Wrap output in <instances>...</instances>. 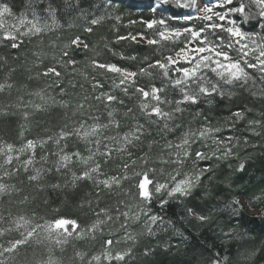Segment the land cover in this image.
<instances>
[{
  "label": "trees",
  "instance_id": "1",
  "mask_svg": "<svg viewBox=\"0 0 264 264\" xmlns=\"http://www.w3.org/2000/svg\"><path fill=\"white\" fill-rule=\"evenodd\" d=\"M141 2L146 0H111V4L108 0H0V6L9 8L0 16V184L7 186V191L0 193V264H264V72L248 66L257 64L259 53H250L247 64L241 62L247 73L244 80L226 84L211 71L203 73L223 95L213 93L196 104L181 105L183 111L174 113L167 128L163 120L152 123L141 114L133 88L125 95L121 88L113 87L114 82L119 83L117 74L94 68L91 63L95 60L139 72L168 55L175 56L184 47V37L175 43L161 40L141 23L142 19L160 18L159 12L154 17L151 11L135 7ZM248 2L233 0L226 7ZM49 4L56 10L55 23L48 17L45 30L30 31L27 21L35 22L31 9L46 15L43 10ZM165 7L197 15L193 9L181 10L174 4ZM82 10L86 15H81ZM259 10L260 6L254 5L253 18L248 21L247 7L244 13L231 14L230 19L242 25V31L252 33L251 25H255L254 33L264 35L260 27L264 18ZM99 17L103 19L98 24L90 23ZM168 23L199 28L206 22ZM87 27L92 31L86 32ZM139 33L146 39L117 40ZM77 36L88 48L70 46L69 55L64 56V46ZM147 39L159 43L148 45ZM249 47L255 48V44ZM225 50L234 59L239 55L235 50ZM69 59L75 63H60ZM177 66L190 65L181 62ZM48 67H55L61 76L43 75ZM169 77L174 78L171 71ZM96 82L101 86L94 89ZM136 83L148 90L152 85L165 87L168 81L163 76L153 79L144 75L138 76ZM170 89L168 84L161 95L173 101L180 99V93ZM101 92H110L118 100L106 107L96 100ZM162 107L174 112L175 104ZM109 111L119 127L105 129L104 137L122 138L137 123L144 126L139 140L124 144L119 151V144L104 141L113 149L110 157L106 159L99 153L93 157L101 165L100 179L125 175L127 179L110 189L97 186L94 180L73 183L72 174L79 176L86 166L74 159L67 168L57 171L55 161L59 157L54 153L63 148L64 152L78 151L88 156L90 149L96 151L95 139L87 143L73 135L57 146L49 137L61 129L72 131L81 121L92 124L93 117L107 124L112 119ZM234 113L242 115L237 118ZM204 129L213 131L201 136ZM186 134L189 144L178 148ZM28 140L46 143L38 144L34 151L19 152ZM8 145H12L11 152ZM99 151H104L103 144ZM196 152L206 153L209 158L199 160ZM9 156L12 160L6 163ZM32 156L33 164L25 171L22 162ZM36 169L44 171L38 180L30 181L28 177L35 175ZM202 169L208 170L201 173ZM145 172L152 181L148 185L152 198L147 202L139 197L137 187ZM189 174L200 178L186 195L169 197L166 190L155 192L156 184L171 185ZM162 201H166L163 206ZM249 209L261 211L250 213ZM124 212L130 213L127 219ZM136 213L139 219H132ZM152 215L160 217L156 224L148 219ZM59 218L75 220L81 234L67 236L61 229V235L54 230L49 236L40 231L26 244L5 250L30 230L24 220L34 225ZM97 219L104 223L88 231ZM67 229L71 232V225ZM108 240L111 245L106 244ZM117 253L124 254L122 261L106 258V254L115 257Z\"/></svg>",
  "mask_w": 264,
  "mask_h": 264
},
{
  "label": "snow or ice",
  "instance_id": "2",
  "mask_svg": "<svg viewBox=\"0 0 264 264\" xmlns=\"http://www.w3.org/2000/svg\"><path fill=\"white\" fill-rule=\"evenodd\" d=\"M108 3L111 4V0H108ZM174 4L178 9H196L197 15L193 16L191 12L185 11H176L174 8L165 7V5ZM233 0H200V5H197L196 0H146V2H141L135 7L142 10H149L154 14L157 12L160 13V18H153L151 20H141V23L145 24L148 29H152L154 35H159L161 40H169L172 42L180 41L181 37H184V47L180 48L175 56L168 55L162 60H157L152 64L148 65V68H140L139 72L130 71L118 67L115 64L111 63H98L93 60L92 66L94 68L104 69L107 72L115 73L119 76V83L114 82V88H121V90L127 95L129 88H133L135 94H137L138 99L140 100L139 109L143 116L148 118L152 123H158L160 120L164 121V127H168V121L174 118V113H180L183 111L181 105L185 104H196L201 98H206L211 96L213 93H219L223 95L221 90L217 87V84L212 83L207 79L203 74L205 71H211L214 73L220 80L226 84H232L239 80H244L247 78V73L244 68L241 66V62L247 64V57L250 53L258 52L259 55L256 56L257 64H248L249 67H254L258 71L264 72V43L258 41H264V35L255 34V25H251L252 33L248 31H242V25H237V23L230 19L231 14L233 13H244L245 8L249 9L248 15L245 16V21H248L253 18V13L251 8L256 5L260 6L259 16L264 18V0H249L248 4L241 3L239 7L231 6ZM226 9V10H224ZM9 8L7 6H0V16H3L4 13H8ZM46 15H41L33 7L31 9L32 16L35 20H28V24L31 25L30 31L34 33H39L45 30L48 27V17H51L52 22L55 23L56 10L49 4L48 8L43 10ZM81 15H86V11L82 10ZM103 17L92 19L90 23L96 25L102 20ZM169 20H176L179 22H189V21H204L202 27L197 28L193 26L185 27H174L168 23ZM221 21L224 23H218ZM24 23V20H21V24ZM0 23V27H2ZM261 29L264 30V24L260 25ZM219 30V31H217ZM86 32H91L92 28H85ZM219 33H226V36H222ZM140 39H146L143 33L137 34ZM137 35L129 34L128 36L117 37V40L130 39L132 41L137 40ZM13 41L15 37L8 34ZM210 37H215V40ZM148 45H153L159 43L155 39H147ZM250 44H255V48H250ZM83 46L84 49L88 48V45L84 43L79 36L71 40L70 45H65V51L63 52L64 56H68L69 53L67 49L70 46ZM18 45L13 42L12 47L16 48ZM225 49L235 50L239 55L237 58H233L229 55V52ZM129 59H135V57H129ZM147 59V58H145ZM181 62L188 64V67L177 66ZM61 64H74L75 61L69 59L67 61H60ZM149 69H157L156 72L149 71ZM173 73V77H169V72ZM179 73L178 76L176 74ZM45 76H55L59 78L61 72L58 71L55 67H48L43 73ZM150 76L153 79L163 76L168 84L171 85V91H178L180 93V99L175 101L167 99L166 96H162L161 93H164L168 84L165 87H156L152 85L150 89L146 90L145 87L139 86L136 83V78L138 76ZM101 85L99 82L93 84V88H98ZM97 101L105 103V106H110L113 102L118 100V97L110 92H101L100 95L96 97ZM120 103H123L120 101ZM175 104L174 112L165 111L162 105L164 104ZM39 107V105H37ZM83 107V105H81ZM131 111V109H129ZM234 115L239 118L241 113H234ZM110 118L113 117L111 111L108 112ZM155 117V119H152ZM94 122L92 124H87L84 121L79 123L78 127H74L72 131H66L61 129V131L56 135L49 137V140H52L57 146L61 144L62 141H66L69 137L75 135L78 139L83 140L87 143H91L93 138L95 139L96 151L93 152L90 149V155L82 156L80 152H64L63 148H60L59 151L54 153L58 156L59 159L55 161L56 170L59 171L61 168H67L73 163V160L79 162L82 165H85V170L78 176L75 173L72 174V181L75 183L77 180H94L97 186H103L105 189H110L113 185H119L122 179H127V176H107L106 178L100 179L99 177L103 175L101 172L100 163L96 162L93 157L99 153L104 156L106 159L110 157L112 152V147L110 146L111 142L119 144L117 151L123 149L124 144H129L133 140H139L140 136L143 133L144 126L137 123L129 132L125 133L122 138L115 136L104 137L103 131L110 127H119V122L114 118L109 119L107 124H102L98 122V118H92ZM213 131L212 129H204L200 132L201 136H206L208 132ZM218 131V129H217ZM122 140V143H121ZM108 141L110 143H104ZM46 143L44 140H28L27 143L19 149V152L23 153L29 150L34 151L36 146L39 144L43 146ZM103 144L104 151L100 152L99 149ZM189 144V138L186 134L185 139L181 145H177L178 148L186 147ZM66 146V145H65ZM8 151H12V145H8ZM171 147V145H169ZM228 152H225V155H228ZM183 155L188 156V152L184 151ZM196 157L199 160L208 159L209 156L206 153L196 152ZM19 159V156L17 157ZM42 160L46 157H41ZM12 157L9 156L6 163L11 162ZM34 156L29 157L27 160L22 162V166L25 171L28 170L29 166L33 164ZM134 163V162H133ZM125 165V169H127ZM243 168V164L240 165ZM208 169H202L201 173L207 171ZM43 169H36L35 175H30L28 179L30 181H36L40 178ZM136 175H141L137 173ZM199 175L193 177H187L183 180H180L174 184L170 191H168V196L173 197L176 194L179 196L186 195L191 188L193 187L194 181H199ZM175 179V178H173ZM152 181L148 178L147 173H143V178L139 180L137 185L139 189V197L142 201L147 202L151 200L152 193L148 190V185ZM55 185L54 187H58ZM168 185L163 183H158L155 186V192L159 193L163 189H167ZM7 191V186L0 184V193ZM166 203V201L161 202V206ZM101 213L107 215L105 209L100 210ZM99 215V214H98ZM124 217L127 219L130 215L129 212L123 213ZM139 213L132 215V219H139ZM110 218V217H109ZM201 220L206 219L203 216L198 217ZM151 224H156L160 217L152 215L148 218ZM104 223V220L97 219L95 223L91 225L88 231H94L99 228L101 224ZM26 226H30V230L22 233L21 239H17L11 243V247L5 249L6 251H12L17 247V245H23L28 242V240L39 234L40 231L47 232L51 236L56 230V235H61L59 230H63L67 236H71L75 233L79 236L81 233L77 231L78 225L75 220L59 218L53 222H45L44 224H32L30 220H24ZM71 225L72 231L69 232L67 226ZM87 234V233H84ZM60 240H57V243H60ZM107 245H111L112 241H106ZM107 259H115L116 261H122L124 259V254L117 253L115 257H112L110 254H106ZM94 259H99L94 257Z\"/></svg>",
  "mask_w": 264,
  "mask_h": 264
},
{
  "label": "rangeland",
  "instance_id": "3",
  "mask_svg": "<svg viewBox=\"0 0 264 264\" xmlns=\"http://www.w3.org/2000/svg\"><path fill=\"white\" fill-rule=\"evenodd\" d=\"M196 3H197V5H199V6H203V5H200V0H196ZM194 11H196V9H193ZM137 40H139V41H141V39L139 38V37H137ZM196 175L195 174H192V175H185L184 177H182V178H180V179H176V180H174L173 181V183L171 184V185H168V188L167 189H163V190H166V192L168 193V191H170L171 190V188L174 186V184L176 183V182H178V181H180V180H183V179H185V178H187V177H195ZM195 183H196V181H194V183H193V186L195 185ZM163 184H165V183H163ZM172 186V187H171ZM193 188V187H192ZM263 209V208H262ZM261 211V209H257V210H254V209H249V212L250 213H259Z\"/></svg>",
  "mask_w": 264,
  "mask_h": 264
}]
</instances>
